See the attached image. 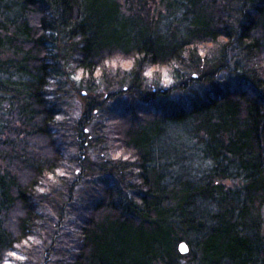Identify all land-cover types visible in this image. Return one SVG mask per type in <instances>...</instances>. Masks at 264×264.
Returning a JSON list of instances; mask_svg holds the SVG:
<instances>
[{
	"label": "trees",
	"instance_id": "obj_1",
	"mask_svg": "<svg viewBox=\"0 0 264 264\" xmlns=\"http://www.w3.org/2000/svg\"><path fill=\"white\" fill-rule=\"evenodd\" d=\"M160 2L0 0V264H264V0Z\"/></svg>",
	"mask_w": 264,
	"mask_h": 264
},
{
	"label": "rangeland",
	"instance_id": "obj_2",
	"mask_svg": "<svg viewBox=\"0 0 264 264\" xmlns=\"http://www.w3.org/2000/svg\"><path fill=\"white\" fill-rule=\"evenodd\" d=\"M122 3H124V0H121ZM148 4L149 7H151L152 9V14L155 16V18H158V16L160 15V13H165V9H163V6L161 5L160 0H148ZM165 77V81H163V87L165 89H168L171 85L172 82L170 81V79L168 78L167 75L164 76ZM174 141H178V142H174ZM163 143V147L162 150L164 151L166 149V151H168V156L167 160L165 161L164 159V164H177L178 165V169H182V129L177 128V130H171L169 131V137L163 139L162 141ZM193 166H199L198 164H193ZM230 185V183H229ZM263 220H264V208H263ZM263 237H264V222H263ZM14 261L19 262V257L18 255H14L13 256ZM22 263L24 264H43L40 261H37L36 259H34V261H26L25 259L21 260ZM183 264H187V263H183Z\"/></svg>",
	"mask_w": 264,
	"mask_h": 264
},
{
	"label": "water",
	"instance_id": "obj_3",
	"mask_svg": "<svg viewBox=\"0 0 264 264\" xmlns=\"http://www.w3.org/2000/svg\"><path fill=\"white\" fill-rule=\"evenodd\" d=\"M179 250L182 255H187L189 253V248L185 243L180 245Z\"/></svg>",
	"mask_w": 264,
	"mask_h": 264
}]
</instances>
